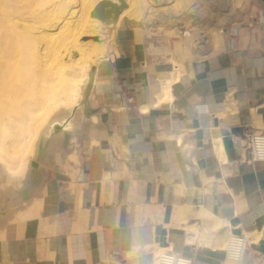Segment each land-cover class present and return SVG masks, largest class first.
<instances>
[{"label": "crops", "instance_id": "crops-1", "mask_svg": "<svg viewBox=\"0 0 264 264\" xmlns=\"http://www.w3.org/2000/svg\"><path fill=\"white\" fill-rule=\"evenodd\" d=\"M207 3L205 20L115 30L85 119L42 131L23 178L0 181V264H152L164 248L264 264V0Z\"/></svg>", "mask_w": 264, "mask_h": 264}, {"label": "bare ground", "instance_id": "bare-ground-1", "mask_svg": "<svg viewBox=\"0 0 264 264\" xmlns=\"http://www.w3.org/2000/svg\"><path fill=\"white\" fill-rule=\"evenodd\" d=\"M67 2L69 0H0V159L8 165L12 176L22 174L28 165L44 127L47 129L41 138L46 139L54 124L59 123L55 119H66L72 110L74 115L77 106L82 108L92 66L97 67V63L108 57L97 55L98 51L94 50L95 54L89 55L91 60L83 72L79 66V59L85 53L81 36L87 30L84 25L88 24L86 19L91 2L77 0V13L72 8L69 18L59 21V26H53L54 15L66 10ZM134 12L132 9L124 11L126 18L134 19L132 23L139 20ZM74 13L79 17L76 24L72 20ZM43 41L45 46L37 45ZM47 41L52 42L51 46ZM68 41L72 45L67 53L71 54L73 50L75 55L71 60L63 55L61 48ZM179 76V67L175 65L171 76L159 84L157 104L171 96L172 83ZM64 109L65 113L62 112ZM58 110L65 115L55 118L54 113ZM249 142H252L251 136ZM36 203L33 208L39 209ZM188 239L191 242L193 236ZM233 239L231 246L234 248L241 242L245 244L241 238ZM166 250L168 248L156 250L152 264H158L159 255Z\"/></svg>", "mask_w": 264, "mask_h": 264}, {"label": "rangeland", "instance_id": "rangeland-1", "mask_svg": "<svg viewBox=\"0 0 264 264\" xmlns=\"http://www.w3.org/2000/svg\"><path fill=\"white\" fill-rule=\"evenodd\" d=\"M73 1L69 0V2H67V4H65L66 5L65 11L60 12L57 15H54L57 22L56 21H55L56 23L53 22L52 23L53 26H59L60 25L59 21H64L67 18H69L70 14L72 13V8H73V10L76 11L75 13H77V11L79 10V5H78L79 2H77V0H73ZM89 1L91 2V9L89 11L88 18L86 19L88 24L84 25V26H87L86 27L87 30L85 32H83L82 36H81V40H82V43L84 44V48H85V53L79 59V66L82 68L83 72L86 70V67L88 66L89 60H91L89 55L95 54L94 50L98 51L97 55H100V54H103L104 56L108 55L107 51H108L109 47L111 46V44L114 40L115 30L117 28H119L120 26L126 25L124 22L125 18H126L124 15L125 9H129V10L132 9L133 12L136 11L134 13L136 16H139V20L137 22L138 24L142 23L145 25L160 26L162 28H166L169 24H173V23L177 27L178 25H176V24H178L179 21H182V18L185 16L184 14H186L187 12L189 13L190 11H193V22L205 20L207 13H208L205 11V9L207 7V4L210 2V1H208V3H207V0H126L128 2V6L122 10L116 24H114L113 26H107L105 24V22H103L99 18L91 15L92 9L95 7V5L98 3L99 0H89ZM50 3L53 4L54 1L50 2ZM48 5H50V4H48ZM152 7H154V8H152ZM136 8H137V10H135ZM151 8H152V12H149V11H151ZM139 11L141 13H139ZM77 18H79V17L75 14L72 18V20L74 21V24L78 23L77 21L79 19H77ZM178 29L183 30V28H181V27H178ZM185 30H190V29L188 27H185ZM193 32H194V28H193ZM171 35L175 39H182L183 33L181 31L178 33H172ZM193 35H194V33H193ZM187 37H189V36H187ZM38 44L41 46L46 45L45 41L38 42L37 45ZM48 44H50V46H51L52 42L47 41V45ZM71 45H72V43H70L68 41V42L64 43V45L61 46V48L63 50V55L65 57L67 56V58H70L69 60H71V58H73V56L75 57V55H73V52H72L73 50L71 51V54L69 52L67 53V49ZM96 61H97V59H96ZM94 67H96V66H94V65L92 66L90 73H92V71L94 70L93 69ZM90 81H91V74H90L89 83H91ZM83 99L85 101H87L88 96H85V94H84ZM85 101L83 102L84 104L82 103V106H81L82 108H80V106L76 107L74 115H72L73 114L72 113L73 110H72L70 112V114L66 117V119H63V120L62 119H55V121H58L59 123H63L65 121L69 120L67 122V126H68V123L71 122V124H69L68 128L73 129V127L75 126V121H74L75 119H85V116H86V112H85V104L86 103H85ZM65 110L66 109H64L62 112L65 113L66 112ZM62 112L60 110L56 111L54 113L55 118H59L62 115L64 116L65 114ZM67 118H69V119H67ZM46 129L47 128L44 127L43 132ZM43 140H45V138H42V141ZM40 142H41V140L37 143V149L39 148ZM37 153L38 152H36L33 159L37 158ZM0 161H1V159H0ZM31 161L29 163V167L31 166ZM0 165H1V167H0V181H5L7 184L12 185L15 180H20L21 178H23V177H15V176L9 177L7 175V173L3 170V169H5L8 172L6 165L1 164V163H0Z\"/></svg>", "mask_w": 264, "mask_h": 264}, {"label": "water", "instance_id": "water-1", "mask_svg": "<svg viewBox=\"0 0 264 264\" xmlns=\"http://www.w3.org/2000/svg\"><path fill=\"white\" fill-rule=\"evenodd\" d=\"M127 6L128 2L126 0H99L95 7L92 9L91 15L105 22L107 26H113L114 24H116L122 10ZM133 20V18H126L124 22L126 25H130ZM93 69H95V67ZM89 88L90 83L86 88L85 96H88ZM84 101L85 100L83 99V102Z\"/></svg>", "mask_w": 264, "mask_h": 264}, {"label": "built area", "instance_id": "built-area-1", "mask_svg": "<svg viewBox=\"0 0 264 264\" xmlns=\"http://www.w3.org/2000/svg\"><path fill=\"white\" fill-rule=\"evenodd\" d=\"M252 142H255L254 140ZM252 150L254 152L252 153L253 156L258 155V149L256 145H252ZM244 241V240H243ZM244 245L242 242L240 244H237V253L238 255H241L244 252V249L246 247V242L244 241ZM158 264H191V260L187 257H185L182 253L169 248L168 250L162 252L159 255V263Z\"/></svg>", "mask_w": 264, "mask_h": 264}]
</instances>
